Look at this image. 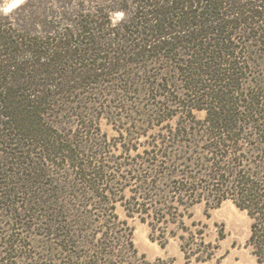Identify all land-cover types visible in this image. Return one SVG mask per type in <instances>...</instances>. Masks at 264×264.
I'll list each match as a JSON object with an SVG mask.
<instances>
[{
    "label": "trees",
    "instance_id": "trees-1",
    "mask_svg": "<svg viewBox=\"0 0 264 264\" xmlns=\"http://www.w3.org/2000/svg\"><path fill=\"white\" fill-rule=\"evenodd\" d=\"M3 6L0 264L26 262L12 231L27 224L50 245L30 263L176 264L139 254L117 203L161 246L177 237L183 264H222L206 225L193 220L191 229L184 218L197 204L214 209L226 200L249 217L246 247L264 264V0H24L7 13ZM127 85L152 98L150 116L171 108L191 117L201 146H154L116 165L105 151L76 148L68 137L76 120L89 128L98 101H124ZM60 163L66 177L53 178ZM224 237L221 229L217 240Z\"/></svg>",
    "mask_w": 264,
    "mask_h": 264
},
{
    "label": "rangeland",
    "instance_id": "rangeland-1",
    "mask_svg": "<svg viewBox=\"0 0 264 264\" xmlns=\"http://www.w3.org/2000/svg\"><path fill=\"white\" fill-rule=\"evenodd\" d=\"M1 1L4 2L3 9L5 10L10 0ZM129 87V85L126 86L128 92L122 93L124 97L121 99L124 101L115 96L110 101L109 96L98 101L96 107L92 108L93 117L88 120L85 119L86 124L90 125L89 128L81 127L83 122L81 117L76 120L79 124L78 128L73 129L68 136L74 138L79 144V147L76 148L81 150L84 146H92V151H105L104 155L107 156L108 164L116 165L132 163L131 159L136 154H142L143 150H150L154 146H201L197 142L202 144L201 136L194 135L192 132V128L197 125L191 117H186L184 113L178 110L174 112L171 108L159 116H150L154 110L152 109V98L145 96L144 89L142 91L140 86L133 85L130 87V91L128 90ZM139 87L141 88L140 93L137 91ZM145 88L147 90V86ZM146 90L145 93H147ZM84 106L88 107L89 103ZM193 114L197 120H202L205 116L204 111L195 110ZM95 124L98 126V131ZM189 125L192 127L189 128ZM79 128L84 133H78ZM87 150L86 147L85 152ZM60 169L56 168V174L53 178L64 179L66 177L64 174L66 171H64L61 163ZM43 180L45 182L48 178L45 177ZM126 196H128L127 191ZM191 212L193 216L192 218H184L185 224L191 229L197 228L191 225L193 220L206 225L204 229L206 240L217 241L220 246L219 254L225 255L222 264H256L250 249L246 247L251 221L244 211L235 207L230 200H226L214 209H207L203 203L197 204L191 208ZM116 213L121 220H126L132 228L134 245L139 254H144L148 261L174 259L176 264H183V253L180 250V241L177 237L169 238L168 242L161 246L158 241L150 239L151 232L148 224L142 222L137 215L127 217L119 203L116 204ZM207 213L209 217L206 216ZM29 226L30 224H27L23 226L26 228L22 229V227L15 225L14 228L18 227L19 229L12 231L14 235L20 233L21 243L25 244V248L18 249L16 252L17 255L27 257L24 263V260L17 261L19 264H34V261L30 263L29 256H45L46 251L44 250L47 246L50 248L44 231L38 227ZM170 228L174 229L175 227L170 225ZM198 228L201 227L198 226ZM221 229H223L225 237L218 241L217 238ZM176 231L180 233V231ZM3 232L5 230L0 231V234ZM153 236L157 237V233ZM40 262L46 263L43 260H38L37 264ZM48 263L49 261H47Z\"/></svg>",
    "mask_w": 264,
    "mask_h": 264
},
{
    "label": "clouds",
    "instance_id": "clouds-1",
    "mask_svg": "<svg viewBox=\"0 0 264 264\" xmlns=\"http://www.w3.org/2000/svg\"><path fill=\"white\" fill-rule=\"evenodd\" d=\"M24 3V0H10V3L8 4L7 8H5V12H10L12 9L16 8L17 6ZM122 15V14H121Z\"/></svg>",
    "mask_w": 264,
    "mask_h": 264
}]
</instances>
